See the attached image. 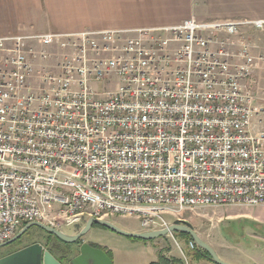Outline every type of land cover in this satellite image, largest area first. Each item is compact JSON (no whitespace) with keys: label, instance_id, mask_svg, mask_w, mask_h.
Wrapping results in <instances>:
<instances>
[{"label":"built area","instance_id":"built-area-1","mask_svg":"<svg viewBox=\"0 0 264 264\" xmlns=\"http://www.w3.org/2000/svg\"><path fill=\"white\" fill-rule=\"evenodd\" d=\"M247 26L264 19L0 37V244L77 212L149 231L167 209L264 204Z\"/></svg>","mask_w":264,"mask_h":264},{"label":"crops","instance_id":"crops-1","mask_svg":"<svg viewBox=\"0 0 264 264\" xmlns=\"http://www.w3.org/2000/svg\"><path fill=\"white\" fill-rule=\"evenodd\" d=\"M191 17L199 21L263 20L264 0H0V37L47 32L156 28L173 26ZM35 45L40 46L37 42ZM262 62L258 68L262 67ZM258 68L254 70L255 73ZM241 235L250 237L247 233ZM255 235L260 234H252L253 238L259 239ZM199 236L217 253L216 245ZM155 239L143 240L145 242L139 248L110 246V253L107 254L113 264H150L157 259L161 248L156 245ZM217 239L222 244L223 240L219 237ZM185 245L188 247L187 241ZM255 249L259 258L264 257V247L259 242H256ZM76 250L77 247L69 250L64 257L75 254ZM168 255L176 256L171 251ZM217 255L229 264H236ZM238 259H248L253 264H259L257 259L243 252L238 254ZM190 262L216 264L206 257L191 259Z\"/></svg>","mask_w":264,"mask_h":264},{"label":"rangeland","instance_id":"rangeland-1","mask_svg":"<svg viewBox=\"0 0 264 264\" xmlns=\"http://www.w3.org/2000/svg\"><path fill=\"white\" fill-rule=\"evenodd\" d=\"M243 32L248 35L251 42L257 45L256 54L264 58V31L247 26ZM261 64L262 67L258 68L256 73L253 72L250 88L255 96L254 104L256 108V114L252 118V122L264 132V61ZM114 82L110 86L108 85V88H114ZM165 217L170 222H174L175 220L173 215H167ZM182 217L199 235L216 245L215 249L221 257L236 264H253L248 259L245 261L238 259V254L243 252L257 259L259 264H263L264 257L259 258L256 255L258 253H256L255 247L256 242H259L264 247V204L255 206H207L192 211H185L182 213ZM106 220L111 221L118 228L127 232L144 231L141 227L140 220L135 216L123 217L113 215ZM85 223L86 219H82L71 225L61 226L60 230L68 234H74L83 228ZM176 233L173 232V235L183 248L190 262L191 258L188 255L190 250L186 247L183 238ZM244 233L249 234L250 237L245 238L241 235ZM254 233L260 234L255 235L259 239L253 238L252 234ZM218 237L223 240L222 244L219 243ZM82 240L108 253H110V246L139 248L145 242L143 239H134L98 224H94L82 237ZM155 240L156 245L161 248L168 247L171 254L180 256L175 241L170 236L159 237ZM32 243L42 244L44 249L50 251L62 263H67L68 260L64 257V253L77 247V244L63 242L38 226H31L15 241L0 246V257Z\"/></svg>","mask_w":264,"mask_h":264},{"label":"water","instance_id":"water-1","mask_svg":"<svg viewBox=\"0 0 264 264\" xmlns=\"http://www.w3.org/2000/svg\"><path fill=\"white\" fill-rule=\"evenodd\" d=\"M94 224L104 226L123 235H127L137 239H143V240H150L158 237H164L169 232H185L190 234L193 242L199 248L208 252L210 257L216 264H229L218 257L215 250L198 235V233L192 228V226L189 223L180 222L179 220H175L168 228L161 230L127 232L118 228L109 220L90 217L86 220L84 227L74 234L65 233L64 231H61L56 228H52L40 222H30L25 224L15 234L13 238H11L9 241L3 244H0V246L15 241L20 236H22L31 226H38L46 230L47 232L53 234L63 242L76 244L79 240L82 239V237L88 232V230ZM77 245L78 247L76 253L69 254L67 256L68 260L66 264H113L111 258L103 249L93 246L83 240L81 241L80 244ZM0 264H65V263L59 261L50 251L44 249L42 244L32 243L23 246L11 253L1 256Z\"/></svg>","mask_w":264,"mask_h":264},{"label":"trees","instance_id":"trees-1","mask_svg":"<svg viewBox=\"0 0 264 264\" xmlns=\"http://www.w3.org/2000/svg\"><path fill=\"white\" fill-rule=\"evenodd\" d=\"M25 224L26 223H24L22 225V227ZM176 234L178 236H180L181 238H183L187 242L189 240H192L190 234H188V233H185V232H177ZM131 238H133V237H131ZM134 239H137V238H134ZM81 241L82 240H79L76 244H80ZM169 251H170V249L168 247H166V248H160L158 250V253H157V259L155 261L151 262L150 264H185V262H184V260L182 259L181 256H171V255H168ZM64 254H66V253H64ZM188 255L190 256L191 259L206 257V258L210 259L211 261H213L212 258L210 257V255L208 254V252L205 251V250H203V249H201V248H199L198 246L195 249L191 250L188 253Z\"/></svg>","mask_w":264,"mask_h":264},{"label":"bare ground","instance_id":"bare-ground-1","mask_svg":"<svg viewBox=\"0 0 264 264\" xmlns=\"http://www.w3.org/2000/svg\"><path fill=\"white\" fill-rule=\"evenodd\" d=\"M167 215L174 216V209H167ZM77 219H84V212H77Z\"/></svg>","mask_w":264,"mask_h":264},{"label":"flooded vegetation","instance_id":"flooded-vegetation-1","mask_svg":"<svg viewBox=\"0 0 264 264\" xmlns=\"http://www.w3.org/2000/svg\"><path fill=\"white\" fill-rule=\"evenodd\" d=\"M81 240H82V239H81ZM77 247H78V245H77ZM16 250H17V249H16ZM13 251H15V250H13ZM13 251H11V252H13ZM11 252H10V253H11ZM7 254H8V253H7ZM65 264H66V263H65Z\"/></svg>","mask_w":264,"mask_h":264}]
</instances>
